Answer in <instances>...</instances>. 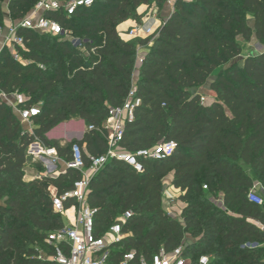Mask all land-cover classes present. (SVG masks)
I'll return each mask as SVG.
<instances>
[{
    "label": "trees",
    "instance_id": "obj_1",
    "mask_svg": "<svg viewBox=\"0 0 264 264\" xmlns=\"http://www.w3.org/2000/svg\"><path fill=\"white\" fill-rule=\"evenodd\" d=\"M39 1L0 0V27L23 20ZM166 1L93 0L71 16L62 8L46 11L43 16L70 38L18 28L20 59L2 48L0 92L22 95L26 102L19 107L37 106L39 115L29 132L13 109L0 104V264H57L46 238L62 220L52 211L49 188L61 196L81 179L73 170L26 178L27 148L39 143L68 161L77 144L88 166L90 158L106 154L105 121L133 87L141 103L119 148L133 153L173 142L175 150L168 158L145 161L142 173L114 160L92 179L87 203L97 212L96 237L131 212L108 264L127 252L150 260L160 249L179 246L193 262L206 255L209 264H264V206L247 199L254 181L264 186V51L237 60L240 41L254 38L264 46V0H174L167 14ZM154 5L164 19L159 29L144 39H121L118 26L130 20L139 26L138 8ZM71 38L80 44L73 46ZM139 47L147 52L135 80ZM211 77L214 98L205 105L198 89ZM72 120L93 129L80 140L49 138L56 126ZM171 174L170 187L185 205L180 218L163 209ZM246 243L259 247L241 248Z\"/></svg>",
    "mask_w": 264,
    "mask_h": 264
},
{
    "label": "built area",
    "instance_id": "obj_2",
    "mask_svg": "<svg viewBox=\"0 0 264 264\" xmlns=\"http://www.w3.org/2000/svg\"><path fill=\"white\" fill-rule=\"evenodd\" d=\"M93 0H70L61 2L60 0H40L37 2L33 10L23 20L11 23L6 27H0V42L2 48L7 47L13 49L12 55L16 60L19 56L15 51L16 47H23V40L17 35L18 28L28 29L41 34H48L53 37H69L67 31L63 30L59 24L53 20L43 16L46 11H58L63 9L67 16L81 7H89ZM139 27L128 30L127 35L136 38ZM149 32V31H148ZM147 32V33H148ZM70 38V37H69ZM73 46L80 44L79 40L70 39ZM17 94H4L0 92V104L6 103L16 113L21 123L32 132V127L27 125L33 123V118L39 115L37 106L31 108L19 107L16 99ZM140 100L135 95L133 87L129 92L125 103L119 107L110 110L109 117L106 119L104 128L107 132V152L105 155L97 158H90L89 165L86 166L82 149L79 145L73 144L70 150V159L65 161L58 157L53 148H45L39 143H33L37 146V150L31 149V145L26 150V157L29 162H35L39 159L45 163L46 173L49 177H56L65 173L67 170H73L81 174V179L73 184V189L61 196L57 195L55 189L49 188L51 191L52 211L62 220V227L47 235L46 243L54 249V256L50 260L57 264H108V260L112 251V246L119 244L125 237L122 233V226L131 216V212L127 211L122 214L115 222L109 226L104 235L95 236V217L96 209L90 208L87 203L89 187L92 179L114 160L124 162L134 172L142 173L144 171L143 163L145 161H158L170 157L174 150L173 142L160 143L149 150H139L133 153L124 152L119 148V144L123 139L125 125L134 120V111L140 105ZM93 127H87L86 130L91 131ZM66 141H72L66 138ZM54 174V176H52ZM259 185H254L247 194V199L257 205L264 206V191L258 189ZM207 190L206 186H203ZM73 200V204L69 207L65 206V202ZM172 199L168 198V210L166 213L171 217L180 218L182 211L173 209L171 205ZM264 231V227H261ZM259 244L246 243L241 248L257 249ZM184 248L177 247L171 252H165L163 249L153 255L150 260L137 258L133 251L124 253L117 264H209L210 259L206 255H201L196 261H192L183 255Z\"/></svg>",
    "mask_w": 264,
    "mask_h": 264
},
{
    "label": "crops",
    "instance_id": "obj_3",
    "mask_svg": "<svg viewBox=\"0 0 264 264\" xmlns=\"http://www.w3.org/2000/svg\"><path fill=\"white\" fill-rule=\"evenodd\" d=\"M148 8L146 6H141L138 8L137 10V14L140 16H143L142 19V23L137 26V24L133 21H127L121 25L118 26L117 31L121 37V39H123L124 41H130L133 38L127 35L128 30H131L134 27H139L138 31H137V35L139 38H146V31L148 29H151V32L153 31V34L159 29V27L161 26L162 22H163V18L160 16L158 18L155 17L156 12L153 11L151 16H153L151 18V16H149L150 18H147L145 15L147 13ZM3 11L5 13V16L8 15V11H7V3L5 2V4H3ZM168 13V10H166V14ZM145 16V17H144ZM8 18H5V23L8 24L9 20H6ZM2 50V44L0 42V52ZM147 50L144 47H140L137 50V54L139 57V61L138 64L135 67V74H134V79H137L139 70H140V66L142 63V59L144 57V55L146 54ZM17 103L19 105L23 104L26 102V98L23 97L22 95H19L18 99H16ZM72 121H76V128H74L73 130H71L70 132H68L65 136H62L56 140H60L62 143L65 142L66 138H70L71 140H80L82 138L83 133L85 132V123L81 120H72ZM53 139V138H52ZM29 164H32V162H29ZM171 181H172V174L167 177V179L165 180V183L167 185V188L164 191V199H163V209L165 211L168 210V198H171L172 201L171 203L174 204L175 201H177V203L179 204L180 209H178L176 207V205H173V209L177 210V211H182L184 208V204H182L180 201L177 200V198L180 195L179 190L174 189L173 187H170L171 185Z\"/></svg>",
    "mask_w": 264,
    "mask_h": 264
},
{
    "label": "rangeland",
    "instance_id": "obj_4",
    "mask_svg": "<svg viewBox=\"0 0 264 264\" xmlns=\"http://www.w3.org/2000/svg\"><path fill=\"white\" fill-rule=\"evenodd\" d=\"M173 3H174V0H167L166 1V4L168 6V11L171 12L172 11V7H173ZM155 11L156 12V15L155 17L158 18L160 17V13L158 12V8L157 6H153L152 8L148 9L147 10V13H146V17L147 18H150L149 16L153 15L152 12ZM154 13V12H153ZM144 16V17H145ZM153 16H151L152 18ZM149 31V32H148ZM148 32V33H147ZM153 34V31L151 32V29H148L146 31V36L149 37ZM138 37V36H137ZM240 45H241V48H242V54L240 56V58H238L237 60H242L243 58L247 57V56H250V55H253V54H258V53H261L264 51V46L260 45L254 38L251 39L250 42H243V41H240ZM140 48V47H139ZM138 48V49H139ZM11 52L13 51V49H10ZM138 61H139V57H138V54L136 53V58H135V67L136 65L138 64ZM225 67L227 66H223L222 68L218 69L214 75L216 76L221 70H223ZM135 74V73H134ZM209 79L207 81V83L201 87L200 89H198L199 93L201 94V101L205 104V105H209L211 103V101L213 100L214 98V95L208 91V87H209V84L212 80V78ZM76 121H67V122H64L58 126H56L50 133H49V138L50 139H58L62 136H65L68 132H70L71 130H73L74 128H76ZM28 128L30 127H34V123L30 124V125H27ZM87 128V126L85 127ZM86 130V129H85ZM42 146V145H41ZM31 149L34 150V152L38 149L37 146L35 144H31ZM38 164H42L43 167H44V170L42 172L40 167L38 166ZM25 177L26 178H35V177H40V176H50L49 173H46V169H45V163H43L42 161H40L39 159H35V162H32V164H29V160H28V163L25 165ZM54 176V174L52 175ZM254 185H259L258 186V189H263L264 191V186L259 184L258 182L254 181ZM167 188V186H166ZM165 188V189H166ZM178 199V198H177ZM209 201L210 202H213L215 203L216 205H218L219 203L217 202V200H213L211 198H209ZM171 205H176V207L178 209H180L179 207V204L177 203V201L173 203H170ZM174 218H177V217H174ZM264 260V259H263Z\"/></svg>",
    "mask_w": 264,
    "mask_h": 264
}]
</instances>
